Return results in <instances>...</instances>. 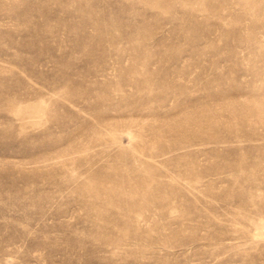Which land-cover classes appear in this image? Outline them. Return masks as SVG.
<instances>
[{
	"label": "rangeland",
	"instance_id": "rangeland-1",
	"mask_svg": "<svg viewBox=\"0 0 264 264\" xmlns=\"http://www.w3.org/2000/svg\"><path fill=\"white\" fill-rule=\"evenodd\" d=\"M0 264H264V0H0Z\"/></svg>",
	"mask_w": 264,
	"mask_h": 264
}]
</instances>
